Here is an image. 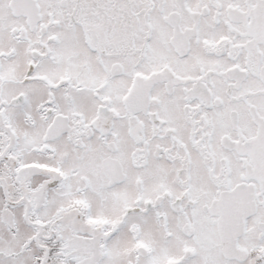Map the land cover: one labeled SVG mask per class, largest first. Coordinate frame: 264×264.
I'll list each match as a JSON object with an SVG mask.
<instances>
[{"label": "snow or ice", "instance_id": "1", "mask_svg": "<svg viewBox=\"0 0 264 264\" xmlns=\"http://www.w3.org/2000/svg\"><path fill=\"white\" fill-rule=\"evenodd\" d=\"M0 264H264V0H0Z\"/></svg>", "mask_w": 264, "mask_h": 264}]
</instances>
